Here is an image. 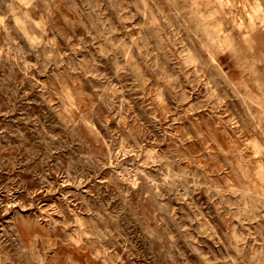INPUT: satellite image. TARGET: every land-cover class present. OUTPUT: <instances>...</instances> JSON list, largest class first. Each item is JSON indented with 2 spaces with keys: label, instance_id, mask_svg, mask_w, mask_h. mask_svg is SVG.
Returning a JSON list of instances; mask_svg holds the SVG:
<instances>
[{
  "label": "clouds",
  "instance_id": "1",
  "mask_svg": "<svg viewBox=\"0 0 264 264\" xmlns=\"http://www.w3.org/2000/svg\"><path fill=\"white\" fill-rule=\"evenodd\" d=\"M0 264H264V0H0Z\"/></svg>",
  "mask_w": 264,
  "mask_h": 264
}]
</instances>
